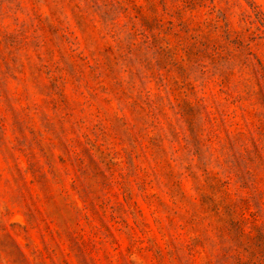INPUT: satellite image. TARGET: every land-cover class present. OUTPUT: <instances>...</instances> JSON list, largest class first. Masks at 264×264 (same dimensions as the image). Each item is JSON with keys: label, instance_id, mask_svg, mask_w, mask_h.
<instances>
[{"label": "rangeland", "instance_id": "rangeland-1", "mask_svg": "<svg viewBox=\"0 0 264 264\" xmlns=\"http://www.w3.org/2000/svg\"><path fill=\"white\" fill-rule=\"evenodd\" d=\"M0 39V264H264V0H0Z\"/></svg>", "mask_w": 264, "mask_h": 264}, {"label": "trees", "instance_id": "trees-1", "mask_svg": "<svg viewBox=\"0 0 264 264\" xmlns=\"http://www.w3.org/2000/svg\"><path fill=\"white\" fill-rule=\"evenodd\" d=\"M3 34V36L5 37V38H7L8 37V34H6V33H2ZM0 41H1V39H0ZM106 50L108 51V52H110L111 51V47H107L106 48ZM79 57H80V59L81 60H83V61H85V63H87V65L90 67V73H92L93 75H94V77L95 78H97V81H96V83L100 86V87H102L103 89H104V92H109L110 91V88L106 85V83H105V81H104V79H103V77H102V75H101V73L97 70L99 67H100V64H95V65H92V64H90V61L89 60H87L86 58H84V57H82L81 55H79ZM55 64H56V62H55ZM47 68V72L50 74V76H53L52 74H53V72L55 71V69L56 68H58V63L56 64V66H55V69H53L51 66H49V64H41V65H39V67H38V69H42V68ZM54 83H56L57 81H59L60 79H61V76H54ZM57 86V85H56ZM58 88V90L55 92V93H58V94H60V95H63V97H64V94H63V91H62V88L61 87H57ZM94 90V89H93ZM54 93V94H55ZM263 94H264V92H263ZM92 95L95 97V96H98V92L97 91H92ZM240 99V97L239 98H237V100H239ZM104 100H107V101H111V99L110 98H107V97H105V99ZM235 101V100H234ZM65 104V98H63V99H61V100H59V102L57 103V106L58 107H61L62 106V104ZM146 104L150 107V108H152V110L150 111V113H149V115L151 116V118H153L152 119V121H153V123H154V126H158V124L157 123H155V118H156V115H155V110H154V108H153V103H152V101L150 100V98H149V94H147V98H146ZM2 120H1V118H0V128L2 127ZM259 128L262 130V128H261V126H259ZM161 139H163V141H164V137H161ZM211 141V137H208V138H206L205 140H204V142L206 141V142H208V141ZM158 138H156V137H153L151 140H149V142L152 144V146H156V145H158V148L159 147H162L160 144H158ZM256 145V144H255ZM258 146V145H257ZM163 149V148H162ZM174 152H177V150H174ZM250 157H251V155H250ZM172 160V159H171ZM174 160V159H173ZM167 165H170V164H168L167 163ZM35 165H34V162L32 163L31 162V168H33L34 170H35V167H34ZM171 171H173V170H171ZM205 173L208 175V177L211 179V184H210V187L212 188V189H215L218 185H227V182L228 181H226V180H222L220 177H218L216 174H211V172H210V170L208 169V168H206L205 169ZM203 186L204 187H208V184L207 183H204L203 184ZM228 192H227V190H225V194H227ZM145 197H148V196H145ZM227 205H229L230 206V204H227ZM219 208V207H218ZM29 211H30V209H29ZM31 212H29V214H30ZM173 241H175V239H173ZM198 243H199V240H196V242H190V243H187L185 246H184V248L185 249H187L188 250V253H190V254H194V252H195V249H196V246L198 245ZM169 245H171L172 246V250L169 252V253H171V255H173V254H176V250L177 251H179L180 250V247H178V245L176 244V243H174V242H171V244H169ZM163 251L162 250H158V252H157V255L158 256H163ZM168 253V252H167ZM231 255L229 254L228 255V257H230ZM237 261H238V264H259V263H257L253 258H250L249 260H245V259H243L242 257H239V256H237ZM210 264H214L213 263V261H210Z\"/></svg>", "mask_w": 264, "mask_h": 264}]
</instances>
